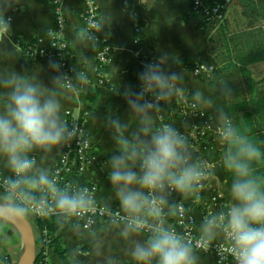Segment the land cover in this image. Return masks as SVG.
I'll return each mask as SVG.
<instances>
[{"label":"crops","instance_id":"0c3cea01","mask_svg":"<svg viewBox=\"0 0 264 264\" xmlns=\"http://www.w3.org/2000/svg\"><path fill=\"white\" fill-rule=\"evenodd\" d=\"M51 2L0 0V7L11 4L6 15L11 18L12 27L0 39V71L16 70L26 78L39 77L44 83L50 81L52 73L48 64L52 60L32 59L26 55L25 49L39 41L46 48L48 31L53 27ZM95 3L99 11L98 22L107 17L113 20L105 23L103 30L97 32L112 48L103 88L96 87L94 81L98 68L94 57L96 46L86 45L79 40L83 31L80 18L83 0H65L62 5L66 21L65 40L73 54L72 63L77 70L87 73L88 80L86 84L77 82V91L61 97V115L66 121L67 111L74 118L86 111V127L93 145L88 168L81 175H72L68 179L79 186L95 187L93 195L98 204L104 207L109 205L111 209L120 208L107 178L108 159L119 148L112 137L108 119L110 116H120L128 123L129 132L138 127L137 118L128 111L120 94L124 88L136 90L127 78V70L131 65L140 67L135 53L137 47V51L153 61L167 54L170 58L168 69L181 72L178 82L181 92L153 111L154 126L159 128L169 122L180 132L190 133L189 158L192 163L212 165L215 177L207 178L201 204L192 203L189 194L178 192L179 201L169 194L168 202L164 205L165 219L167 225L180 230L175 226V214L181 203L191 217L193 228L201 235L200 224L203 220L210 212L225 210L230 199L228 189L232 176L222 163L229 145L217 140L216 109L227 112L237 131L249 136L264 153V0H229L225 9V23L205 27L200 18L190 15L187 0H141V4L138 0H95ZM185 16L188 17L186 21ZM135 39H139V45H134ZM83 58L90 61V67L82 63ZM200 67L206 71L196 75L194 70ZM222 83L232 90L228 97L219 91ZM88 92L94 95L92 103H85L81 98L82 94ZM197 92L210 97L214 107L206 108L197 103L194 99ZM188 101L213 123V129L204 137L197 136L196 131L192 130V120L188 115L169 119L170 110ZM61 151L62 146H59L43 154V165L50 170V174ZM34 153L40 161L42 154ZM257 164L255 174L264 177V160ZM0 174L10 175L3 162H0ZM219 195L221 199L210 202L211 197ZM57 218L63 227L57 234L54 246L44 251V262L37 264H135L128 254L127 241L119 235V228L110 222H98L92 229L86 230L74 219L59 215ZM35 235L36 253L39 254L42 241L36 231ZM136 238L145 240L148 235L141 233ZM51 239L54 240V237ZM223 241L221 236L212 242ZM60 252L64 253L66 260ZM194 254L197 264H218L214 257ZM24 261L25 246L20 231L11 221L0 218V264H23Z\"/></svg>","mask_w":264,"mask_h":264},{"label":"clouds","instance_id":"9594fccd","mask_svg":"<svg viewBox=\"0 0 264 264\" xmlns=\"http://www.w3.org/2000/svg\"><path fill=\"white\" fill-rule=\"evenodd\" d=\"M9 8L11 4L0 7V39L12 29L6 15ZM108 22L113 20L107 17L90 24L80 33V42L94 44L93 33L102 31ZM169 59L162 54L145 65L138 76V90H121L128 111L138 120L135 130L129 132L128 123L118 115L108 119L119 148L108 159L107 178L123 213L112 216L111 224L127 241L135 264H197L191 242L167 225L164 205L170 191L196 193L205 179L215 177L212 165L189 162L186 137L176 127L154 126L152 113L160 102L181 92V72L168 69ZM82 63L90 67L87 58ZM48 69L52 73L48 83L16 70L0 71V162L10 173L0 183V210L10 212V218L57 214L68 219L96 209L88 188L58 187L56 177L43 165V154L77 136L78 129L62 118L61 97L77 91V82L88 80L85 71L74 67L72 75L62 72L55 60ZM219 91L228 97L232 90L222 83ZM194 99L202 107H214L213 100L200 92ZM216 120L218 142L229 145L222 163L232 176L230 199L225 210L210 212L200 224L201 240L206 245L222 236L223 251L235 264H264V177L257 176L254 168L264 160V153L249 136L237 131L227 112L217 108ZM34 152L42 154L40 161ZM104 210L112 214L109 205ZM143 232L150 233L148 238L137 239Z\"/></svg>","mask_w":264,"mask_h":264},{"label":"built area","instance_id":"2783aa9c","mask_svg":"<svg viewBox=\"0 0 264 264\" xmlns=\"http://www.w3.org/2000/svg\"><path fill=\"white\" fill-rule=\"evenodd\" d=\"M229 0H226L224 6H210L209 0H194L193 9L197 14V17L201 20H205L208 24L219 26L225 21L226 4ZM65 0H52L51 6L53 9V27L48 31L47 45L44 48L42 41L39 43L31 44L26 47L25 53L32 59H51L61 64V71L69 75H72V69L74 67L73 54L71 53L68 43L65 40L66 21L62 12V5ZM83 11L80 15L81 22L83 24V31L90 28V24L98 22L99 11L96 6L95 0H83ZM96 37L93 45H100V50L95 54V61L97 63V73L95 75L96 87L103 88L106 83L105 67L109 64L112 48L106 39L100 38L97 32L93 33ZM134 45H139V39L134 40ZM140 66L144 69L145 65L154 62L148 56L141 54L139 51L135 52ZM141 56V57H140ZM75 68V67H74ZM203 67L194 70L196 75L205 72ZM163 102H160V104ZM159 104V105H160ZM176 108V107H175ZM88 113L85 111L80 117H72L71 113L67 111L65 113L66 122L69 127L78 129V134L70 142L62 145V151L58 157V162L52 170L53 176L57 179V186L60 188H68L75 190L78 187H86L94 194L95 187L91 185H76L72 183L68 178L72 175H81L85 172L91 162V152L93 149L92 141L88 133L85 118ZM188 115L199 120L201 125L195 130L197 136L204 137L207 133L213 129L211 120L205 113L197 110L193 103L189 101L170 110L169 119H174L177 116ZM169 125V124H166ZM187 140L188 146L191 142L190 133L181 132ZM35 155V153H32ZM192 163L191 159L189 161ZM195 164V163H193ZM5 176L0 174V183H2ZM207 179L203 183V187L196 193H192L191 202L194 204L202 203L205 194V185ZM2 191V189H0ZM176 191H170L169 194L174 195ZM94 196V195H93ZM222 196L211 197L210 202H217ZM105 207L96 202V209L94 212H89L83 216L70 217L75 221L81 223L82 227L86 230L92 229L98 222H110L112 216L123 215L120 208L112 209V214L109 215L105 210ZM34 217H44L39 214H31ZM49 216H57L52 214ZM191 217L188 216L187 210L181 203L178 204L175 214V226L180 230H176L179 234L185 237V239L191 242L193 251L206 256L214 257L218 264H235L233 258L223 251L226 246V242H211L204 244L201 240V235L198 234L191 224ZM145 235H150L148 232H143ZM51 240L47 239L46 243H50Z\"/></svg>","mask_w":264,"mask_h":264},{"label":"trees","instance_id":"16d2710c","mask_svg":"<svg viewBox=\"0 0 264 264\" xmlns=\"http://www.w3.org/2000/svg\"><path fill=\"white\" fill-rule=\"evenodd\" d=\"M193 3L194 0H187V4H188V8L190 11V15L194 18L197 17L196 12L193 9ZM226 3V0H209V4L210 6H224ZM226 9V8H225ZM224 9V12H225ZM188 19L187 16L184 17V20L186 21ZM203 26H209L210 24H208L205 20H201ZM225 23V21L223 22V24ZM222 24V25H223ZM96 48L94 49V57L95 54L98 50H100V45L96 44L95 45ZM138 48V47H137ZM136 48V51L138 50ZM141 57V56H140ZM97 64V63H96ZM144 69L140 66L139 68L134 67L133 65H131L128 70H127V78L128 80L135 86L136 90H138V76L139 73L142 72ZM105 71H106V67H105ZM82 100L85 103H92L94 101V95L91 92H88L86 94H82L81 95ZM190 102V101H189ZM254 131L251 130V134H253ZM258 167L259 165H255L254 164V168ZM52 174V172H51ZM37 194H39L37 192ZM189 195L191 196L192 193H189ZM174 196L176 197L177 201L178 200V192L174 194ZM31 216V217H30ZM28 220L32 223L34 230L37 232L38 235H40L41 237V244H42V248L39 252V254H37L36 257V263H41L44 262V256L43 253L46 250V248H51L54 246L56 240H57V234L58 232L62 229L63 227V223L57 218V216H44V217H34L31 214L27 217ZM149 236V235H148ZM54 237V240H52L51 238ZM49 239L51 240L50 243H46V240ZM60 255L64 257V253L60 252ZM64 260H66V258L64 257ZM155 264V263H154Z\"/></svg>","mask_w":264,"mask_h":264},{"label":"water","instance_id":"95a60500","mask_svg":"<svg viewBox=\"0 0 264 264\" xmlns=\"http://www.w3.org/2000/svg\"><path fill=\"white\" fill-rule=\"evenodd\" d=\"M11 213L0 210V218L11 221L20 231L25 246V261L23 264L36 263V235L32 223L27 217L10 218Z\"/></svg>","mask_w":264,"mask_h":264},{"label":"rangeland","instance_id":"374dc122","mask_svg":"<svg viewBox=\"0 0 264 264\" xmlns=\"http://www.w3.org/2000/svg\"><path fill=\"white\" fill-rule=\"evenodd\" d=\"M159 106H161V105H159ZM166 113V112H165ZM190 118V120H192V122L190 121V123H191V128H192V130H194L195 131V129H197L200 125H201V123L199 122V120H194L193 121V119L191 118V117H189ZM166 120V119H165ZM170 120H172V119H170ZM182 120H186V119H182ZM168 124H169V122H168ZM197 127V128H196Z\"/></svg>","mask_w":264,"mask_h":264}]
</instances>
